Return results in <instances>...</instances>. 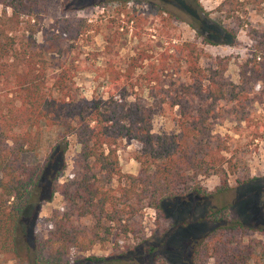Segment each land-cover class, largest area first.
Segmentation results:
<instances>
[{
    "label": "trees",
    "instance_id": "trees-1",
    "mask_svg": "<svg viewBox=\"0 0 264 264\" xmlns=\"http://www.w3.org/2000/svg\"><path fill=\"white\" fill-rule=\"evenodd\" d=\"M37 1L0 0L10 11L0 15V256L4 264H152L155 259L167 260L157 243L115 257L71 255L73 250L83 252L103 244L115 227L126 230L127 221L137 217L145 205L169 218L170 226L191 232L192 218L181 214L182 210L174 217L169 204L171 199L191 194L212 195L216 200L197 216L203 229L182 255L185 262L250 264L259 243L244 241V234L250 230L264 234V227L245 217L228 216L231 204L220 202L230 188L227 173L234 165L225 155L228 144L213 127L226 116L246 120V103L261 101L264 53L253 51L237 63L238 80L233 83L224 76L227 56H215L205 71L198 63L196 41L182 40L167 48L172 65L182 67V78L163 87L153 70L137 77L134 71L144 59L138 53L124 70L112 61L105 62L104 97L76 98L64 61L56 58V73L50 80L45 60L33 59L32 42L15 39L12 25L20 22L19 16H26V22L38 19ZM238 2L223 0L228 7ZM129 17V21L135 19L133 14ZM92 25L84 17L74 23L60 17L53 35L58 53L61 42L78 39ZM140 81L146 84V96L137 92ZM163 104L177 107L175 133L151 132L152 108ZM43 127H59L60 133L42 162H24L22 154L36 148ZM69 135L79 149L72 173L60 180ZM122 139L136 146V173L120 170L116 146ZM211 174L219 176V184L207 191L200 178ZM54 193L60 194L61 202L43 218L46 232L41 237L32 225L40 205L51 201ZM164 237L162 243L171 257L178 254L173 235ZM260 249L264 252V243Z\"/></svg>",
    "mask_w": 264,
    "mask_h": 264
},
{
    "label": "rangeland",
    "instance_id": "rangeland-1",
    "mask_svg": "<svg viewBox=\"0 0 264 264\" xmlns=\"http://www.w3.org/2000/svg\"><path fill=\"white\" fill-rule=\"evenodd\" d=\"M238 1L236 6L228 7L223 0H38V19L26 22V16H19L20 22L12 27L16 29V40L32 42L33 59L38 63L45 60L48 79L51 80L56 73L54 64L57 57L69 66L72 92L76 98L104 97L105 62L112 61L117 68L124 70L129 59L138 53L144 59L140 60L141 66L134 71L137 77L140 73L153 70L162 80L163 87L182 78V67L172 65L169 56L171 49L167 50L170 43L182 40L196 41L200 49L198 63L205 71L213 65L215 56H227L224 76L236 83L237 63L253 51L264 53V0ZM2 11H5V15L10 13L8 7L0 4V15ZM131 14L135 19L129 21ZM60 17H65L70 23L84 17L93 25L78 39L61 42V52L58 53L53 35ZM29 33L31 35L27 38ZM202 36L207 37L206 41L202 40ZM19 45L17 43L16 47ZM140 85L137 92L146 96L145 82L140 81ZM245 108L246 120L236 121L226 116L213 127V131L228 144L225 155L230 156L234 165L233 171L227 173L230 188L220 202L231 204L227 210L228 216L245 217L264 227V96L261 101H248ZM176 117V106L163 104L153 107L151 132L175 133ZM59 133V127H43L36 148L23 153L22 160L26 163L42 162ZM67 140L66 168L60 180L72 173V163L79 149L74 136H67ZM116 147L120 170L136 173L138 165L133 159L135 144L129 139H122ZM200 182L207 191H212L219 184V176L211 174L201 177ZM110 184L115 186V180ZM215 200L212 195L192 194L170 200L174 217L178 210H182L181 214L188 213L192 218L194 228L191 232L170 226L169 218H162L155 208L145 205L137 217L127 221L126 230L115 227L103 244L96 243L83 252L73 250L71 256L115 257L123 251L133 253L143 245L157 243L160 253L167 260L155 259L152 264H187L182 255L190 249V241L195 234L203 229L196 218L206 205L214 204ZM60 202V194L54 193L51 201L40 205L32 231L45 236L43 218ZM166 234L173 235L178 251L173 257L164 246L165 241L162 243ZM243 240L258 241L259 247L249 263L257 260L264 264V252L260 249L264 234L250 230L244 234ZM0 264H4L1 256Z\"/></svg>",
    "mask_w": 264,
    "mask_h": 264
}]
</instances>
